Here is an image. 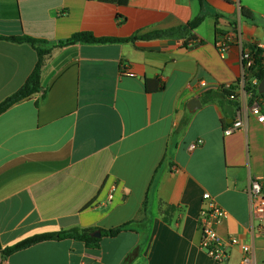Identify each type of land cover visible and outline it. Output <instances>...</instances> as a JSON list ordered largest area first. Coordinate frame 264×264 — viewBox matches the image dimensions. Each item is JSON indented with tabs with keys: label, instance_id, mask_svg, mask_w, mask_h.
Returning <instances> with one entry per match:
<instances>
[{
	"label": "crops",
	"instance_id": "1",
	"mask_svg": "<svg viewBox=\"0 0 264 264\" xmlns=\"http://www.w3.org/2000/svg\"><path fill=\"white\" fill-rule=\"evenodd\" d=\"M177 29L58 46L80 33L129 39ZM234 35L221 55L216 41ZM0 36L51 49L39 76L44 98L35 93L0 115V264H240L236 247L225 263L200 247L204 193L227 212L219 235L252 244L264 264L248 194L253 177L264 191V123L248 115L242 87L234 100L221 91L241 78L244 49L257 45L264 58V0H0ZM37 60L31 45L0 40V103ZM146 80L163 90L147 92ZM193 100L200 106L189 107ZM259 105L264 114V97ZM239 111L243 126L225 135ZM126 223L97 248L47 241L1 258L35 234Z\"/></svg>",
	"mask_w": 264,
	"mask_h": 264
},
{
	"label": "trees",
	"instance_id": "2",
	"mask_svg": "<svg viewBox=\"0 0 264 264\" xmlns=\"http://www.w3.org/2000/svg\"><path fill=\"white\" fill-rule=\"evenodd\" d=\"M101 2L115 3L118 5H126L128 0H98ZM201 5L203 0H199ZM243 17L250 18V14L242 9L241 11ZM202 19V15L196 18L194 21L189 23L184 31L187 29H193ZM181 32V29L172 30L168 33L153 32L141 37H131L129 39H118V38H97L90 33H80L73 35L70 39L59 43L58 46L73 44L76 42L82 43H108V42H125L135 39H153V38H166L172 37L175 33ZM0 40H9L15 43H27L31 45L38 54L37 63L27 78L24 85L14 94L6 98L3 102L0 103V115L9 109L15 103L30 97L35 93H41L42 98H44L45 92L39 85V76L41 68L44 64L45 57L50 53L51 49L44 48L43 41L33 39L27 36H17V37H3L0 36ZM185 46L188 47L189 43H185ZM248 49L251 51L253 63L250 68L245 69V87L244 90L249 96V104L252 105L255 102L260 101L264 97V93L260 94L258 92V85L264 79V58L263 51L256 46H249ZM253 80H256L257 84L253 83ZM164 86L159 80H146L145 81V90L149 93L161 92ZM224 95H228V91L221 90ZM130 223H126L122 226L116 227L110 230H101L102 237L114 238L122 231L128 230ZM94 232L92 229H79L74 228L70 230H59L55 232H47L35 234L29 237H26L12 246L6 247L1 251V258L4 262L12 254L27 249L36 244L47 242V241H63V240H74L82 242L87 248H97L99 245V238H94L91 236V233Z\"/></svg>",
	"mask_w": 264,
	"mask_h": 264
},
{
	"label": "built area",
	"instance_id": "3",
	"mask_svg": "<svg viewBox=\"0 0 264 264\" xmlns=\"http://www.w3.org/2000/svg\"><path fill=\"white\" fill-rule=\"evenodd\" d=\"M238 42L237 35L221 37L215 43L217 51L222 55L227 50L231 43ZM256 48L259 46L256 45ZM253 59L251 51L246 48L242 51L243 72L239 81L234 84H229L221 87V90L228 91L227 98L234 100L238 88L245 87V69L252 66ZM257 84L256 80H253ZM239 111L238 117L232 124L225 129L224 134L230 135L233 131L238 130L243 126L241 114ZM245 115V114H244ZM248 115L254 117L258 123H264V114L258 102L253 103L248 108ZM191 147H194L191 146ZM260 178L253 177L250 180L248 194L250 199V213L254 225V232L261 233L264 231V191ZM111 199L112 196H109ZM203 205L201 206L196 227L200 234V247L205 251L210 259L217 263H225L230 256V251L236 247L241 253L240 264H258L256 260L255 248L252 244L241 242L236 237L223 238L217 232V227L227 218V212L221 208L216 201L208 193L202 195Z\"/></svg>",
	"mask_w": 264,
	"mask_h": 264
},
{
	"label": "water",
	"instance_id": "4",
	"mask_svg": "<svg viewBox=\"0 0 264 264\" xmlns=\"http://www.w3.org/2000/svg\"><path fill=\"white\" fill-rule=\"evenodd\" d=\"M258 92L260 93V94H263L264 93V79L259 83V85H258ZM197 105V106H200V103L198 102V101H195V100H193V101H191L190 103H189V107L190 106H193V105ZM91 236L92 237H94V238H100L101 237V233H100V231L99 230H96V231H94V232H92L91 233Z\"/></svg>",
	"mask_w": 264,
	"mask_h": 264
},
{
	"label": "rangeland",
	"instance_id": "5",
	"mask_svg": "<svg viewBox=\"0 0 264 264\" xmlns=\"http://www.w3.org/2000/svg\"><path fill=\"white\" fill-rule=\"evenodd\" d=\"M40 93V92H39Z\"/></svg>",
	"mask_w": 264,
	"mask_h": 264
}]
</instances>
